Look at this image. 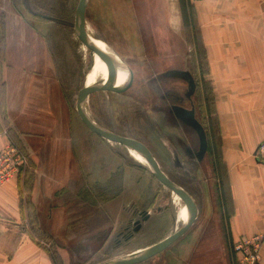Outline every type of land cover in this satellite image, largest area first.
Listing matches in <instances>:
<instances>
[{
    "label": "crops",
    "instance_id": "obj_1",
    "mask_svg": "<svg viewBox=\"0 0 264 264\" xmlns=\"http://www.w3.org/2000/svg\"><path fill=\"white\" fill-rule=\"evenodd\" d=\"M92 1L93 25L101 35L96 37L87 24L91 36L122 57L118 48L139 63L174 68L169 72L190 73L188 29L199 32L203 78L213 93L205 118L215 124L216 145L203 126L207 150L199 157L197 134L196 159L202 163L209 155L212 164L197 167V175H204L202 199L188 190L197 203V218L163 264H237L234 244L264 234V162L256 156L264 140V0H185V10L182 0H89L87 12ZM18 5L0 0L5 19L0 80L6 91L5 106L0 105V149L7 131L28 153L30 166L0 184V264H58L56 256L70 264L69 242L60 241L66 240L74 215L68 214L71 203L63 196L86 177L76 150L78 141L84 144L86 129L70 111L48 41L25 21ZM37 16L57 22L51 15ZM126 78L117 70L112 80L119 86ZM187 96L190 102L197 98L190 87ZM178 105L176 110L192 111L199 121L192 103L190 108ZM261 257L264 264V243Z\"/></svg>",
    "mask_w": 264,
    "mask_h": 264
},
{
    "label": "rangeland",
    "instance_id": "obj_2",
    "mask_svg": "<svg viewBox=\"0 0 264 264\" xmlns=\"http://www.w3.org/2000/svg\"><path fill=\"white\" fill-rule=\"evenodd\" d=\"M15 1H18L24 18L29 19L25 21L35 26L48 41L54 55L53 70L68 98L70 111L86 129L84 144L82 146L78 141L76 149L80 156L82 154L79 160L86 177L71 185L63 196L71 203L68 214L74 215L66 240L60 241L62 244L69 242L70 264H100L126 256L132 250L158 242L179 229L188 220L187 206L154 177L145 158L129 147L103 139L77 116L80 88L92 85L112 67L100 54L86 47L75 33L73 24L79 0ZM92 7L94 1L90 2L86 19L98 37L101 31L93 25ZM36 13L57 17L62 23L44 20ZM0 24H5L3 16H0ZM188 38H191V47L186 71L195 81L197 98L194 96V102L188 100V82L169 75L168 70L174 68L139 63L135 56L136 60L127 55V49L118 48L134 72L132 85L121 92H94L87 99L86 110L101 126L141 140L168 176L194 192L199 200L205 182L204 175H197V167L209 169L212 160L206 155L202 163L197 162V133L178 118L180 110H176V106L183 103L190 108L192 103L208 136L213 137L214 146L217 130L215 124L212 126L213 122L205 118L209 99L203 78L206 70L204 55L198 49L199 33L192 30ZM130 234H133L131 240H127ZM174 243L153 258L137 264H163L171 258Z\"/></svg>",
    "mask_w": 264,
    "mask_h": 264
},
{
    "label": "water",
    "instance_id": "obj_3",
    "mask_svg": "<svg viewBox=\"0 0 264 264\" xmlns=\"http://www.w3.org/2000/svg\"><path fill=\"white\" fill-rule=\"evenodd\" d=\"M89 0H79L75 13V21L73 27L75 29V33L78 39L88 48L96 51L100 54L104 59L109 61L117 70H121L127 74L126 81L122 85H117L115 80H105L98 81L97 83L87 86L81 87L78 92L77 102H76V110L82 121L85 125L94 133L99 136L110 140L112 142H116L122 144L127 147H132L141 152L150 164V171L164 186H167L174 193H176L180 199L186 204L189 219L188 221L182 225L178 230H175L173 233L163 238L162 240L152 244L151 246L145 248L144 250L130 254L122 257L113 258L107 261H104L100 264H137L144 262L156 254L162 252L166 248H168L171 244H173L176 240H178L195 222L197 218L198 207L197 203L193 197V195L185 189L183 186L176 183L172 178L168 176V174L160 167L156 158L153 156L151 150L144 144L141 140H138L133 137L125 136L122 134H118L109 130L100 124H98L95 120L90 118L86 112V102L88 97L94 92L100 90L121 92L128 89L134 80V72L129 64L124 60V58L112 47L108 45L106 49L100 48L90 37V34L87 30V19H86V11ZM48 19H53L49 16H44ZM170 75H177L186 78L189 82L190 93H193L195 90V81L192 75L188 72L173 70L170 71ZM182 120L190 124L197 132L200 139V150L198 152L199 157H202L207 150V135L203 125L196 119L195 113L192 111H181L177 114Z\"/></svg>",
    "mask_w": 264,
    "mask_h": 264
},
{
    "label": "built area",
    "instance_id": "obj_4",
    "mask_svg": "<svg viewBox=\"0 0 264 264\" xmlns=\"http://www.w3.org/2000/svg\"><path fill=\"white\" fill-rule=\"evenodd\" d=\"M7 142L0 149V184L8 183L19 177L22 171L30 166L28 153L4 131ZM256 156L264 162V140L256 149ZM264 234L245 237L234 244L237 264H261V249Z\"/></svg>",
    "mask_w": 264,
    "mask_h": 264
},
{
    "label": "trees",
    "instance_id": "obj_5",
    "mask_svg": "<svg viewBox=\"0 0 264 264\" xmlns=\"http://www.w3.org/2000/svg\"><path fill=\"white\" fill-rule=\"evenodd\" d=\"M182 3L184 5V10H185V7H186L185 6V0H182ZM0 16H2V15L0 14ZM55 20L58 23H62L59 19H57V17L55 18ZM185 20H186V24H187L188 20H187L186 12H185ZM189 33H190V30L188 29V37H189ZM197 33H199V32L197 31ZM196 36H197V34H196ZM189 39L191 40V38H189ZM4 43H5L4 24H0V66H1V63L3 62V59H4ZM198 49L204 55V57H202V58L204 59V65H205V52H204V47L201 44V42L198 44ZM204 85H205V91L207 92L209 102L211 104V102L213 103V93L211 91V86H210L209 82L206 80H204ZM5 92L6 91H5L4 82H2L0 80V105L3 107L5 106V103H6V96H5L6 93ZM56 260H57L56 263L60 264L59 259H56Z\"/></svg>",
    "mask_w": 264,
    "mask_h": 264
},
{
    "label": "bare ground",
    "instance_id": "obj_6",
    "mask_svg": "<svg viewBox=\"0 0 264 264\" xmlns=\"http://www.w3.org/2000/svg\"><path fill=\"white\" fill-rule=\"evenodd\" d=\"M90 37L92 38V40H93V41H94V42H95L100 48H102V49H106V48L108 47V43H106L105 41H103V40H101V39H98V38H94V37L91 36V35H90ZM116 71H117V69H115V67L112 65V67L108 70V72L105 73L102 77H100L95 83H97L98 81H105V80H108V79L112 80V78L114 77ZM95 83H93V84H95ZM93 84H92V85H93ZM89 86H90V85H89ZM86 112H87L88 116L94 120V118L88 113L87 110H86ZM129 148L132 149V150H133L138 156H140V157H142V158H145L146 163H147V165H148V168H149V170H150V164H149L148 160L146 159V157H145L141 152H139L138 150H136L135 148H132V147H129ZM188 219H189V215H188ZM187 221H188V220H187ZM187 221H186V222H187ZM186 222H185V223H186ZM185 223H183V225H184ZM177 230H178V229H177ZM140 251H142V250H140ZM140 251H138V252H140ZM138 252H134V253H132V254H135V253H138Z\"/></svg>",
    "mask_w": 264,
    "mask_h": 264
}]
</instances>
